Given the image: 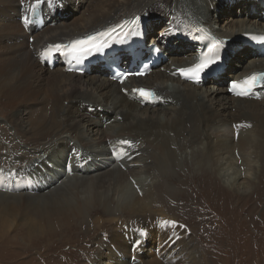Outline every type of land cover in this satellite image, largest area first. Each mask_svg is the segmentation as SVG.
<instances>
[{
    "label": "bare ground",
    "instance_id": "1",
    "mask_svg": "<svg viewBox=\"0 0 264 264\" xmlns=\"http://www.w3.org/2000/svg\"><path fill=\"white\" fill-rule=\"evenodd\" d=\"M222 1L227 0H0V110L7 112V124L38 144L21 152L12 164L18 170L10 171L6 146L0 147V161L6 162L0 165V251L9 253L0 264H16L21 257L19 264L30 262V249L37 245L31 247L33 240L69 245L72 254L82 240L71 234L88 233L95 219L91 228L103 227L105 235L92 230L81 244L90 253L101 249L92 264L114 254H131L138 264H211L204 260L207 253L222 255L224 237L218 234L224 226L218 223L224 213L218 205L224 198L217 177L244 202L242 196L251 195L264 174V78L246 95L231 93V82L238 85L264 73V0H230L231 7L253 9L232 21L215 4ZM38 2L46 22L35 29L30 12ZM167 2L170 25L146 47L164 53L160 64L143 45L147 34L159 30L149 32L145 25L144 35L127 41L121 57H102L101 50L92 54L89 61L102 57L104 68L90 67L87 58L71 68L73 61L62 51L65 42L136 16L150 22ZM61 13L69 15L58 18ZM201 29L219 41L205 66H200ZM175 37L191 41L187 47L195 49L175 52L165 41ZM238 37L248 40V48ZM54 45L58 50L50 66L45 49ZM238 50L250 57L222 71L223 62L240 59ZM142 60L153 63L149 74L123 82L112 75L114 64L138 67ZM224 74L232 78L225 87ZM102 108L103 114L91 118ZM190 165L202 171L196 177L202 190L190 185L188 190L205 197L207 207L197 205L202 212L192 214L209 223L201 248L193 247L181 217L168 214L164 204L177 170L187 173ZM95 212L101 217L92 218ZM22 229L27 242L10 239L12 230ZM153 241L159 254L145 262L142 252H153L154 246H148Z\"/></svg>",
    "mask_w": 264,
    "mask_h": 264
},
{
    "label": "rangeland",
    "instance_id": "2",
    "mask_svg": "<svg viewBox=\"0 0 264 264\" xmlns=\"http://www.w3.org/2000/svg\"><path fill=\"white\" fill-rule=\"evenodd\" d=\"M96 2V0H90V2ZM230 0L222 1L220 4H216V6L220 7V13L226 14V18H229V20L238 19L243 16V14H246L248 12H253V9H249V5H234L233 7L229 6ZM171 4L166 3L163 11H160L157 13L150 22H144L142 24V27L144 28L145 25L147 26L148 31H153L151 28H155V30L158 34L149 33L147 34V40L145 37V40L143 42L144 47H148L150 44V39L154 36L161 35L170 25V8ZM248 7V8H247ZM168 12V13H167ZM75 13H70V15ZM260 14V13H259ZM65 15H69V13H61L56 15L58 18L63 17ZM54 15L51 17L53 18ZM167 17V18H166ZM232 21V20H231ZM153 24V25H152ZM166 26V27H165ZM163 28V29H162ZM161 30V31H160ZM251 33V32H250ZM144 35V33H143ZM140 39V37L138 38ZM237 39V38H236ZM240 37H238V40ZM137 40V39H135ZM164 41V40H163ZM167 46L171 47L174 46L175 52L182 51L183 53H189L193 49L191 47H187L189 44H191V41L182 42L179 40L178 37H175L173 39H166ZM177 41L178 45H175L174 42ZM240 44H245V48H248V43H246L248 40L243 38L240 39ZM127 43V42H126ZM126 43L123 44L120 49L117 51V55L119 56L123 54V52L126 49ZM182 44V46H180ZM152 45V44H151ZM241 46V45H240ZM186 47V48H185ZM180 48V49H179ZM150 53L154 52V54H157L160 57L164 58L166 57L164 53L156 51L154 47H150L149 49L146 48ZM146 49L142 50L145 51ZM237 50V49H236ZM130 53V52H128ZM182 53V54H183ZM236 53H243L242 51L236 52ZM181 54V55H182ZM245 54V55H244ZM102 55V54H101ZM247 57H250L249 55H246V53H243L242 56L240 55V59H235L232 61V59L227 60L226 62H223L222 64V71L225 70V66L228 67V65H235L239 66L242 65V61ZM97 63H93L89 61V65L92 68H97L96 64L99 65L100 68H104V62L102 57H100ZM129 60V59H128ZM125 62V61H123ZM233 66V69H241V67H235ZM227 70V74L231 71L229 69ZM226 74H224L225 76ZM90 76V75H84ZM227 78V79H226ZM219 80L216 82L218 83ZM229 81H232V78L228 77L227 75L223 78V83L225 85L228 84ZM217 83L212 84L211 82L206 83V86L208 85H218ZM233 83V82H231ZM106 108H102L97 111H92V117L91 118H97L99 115L103 114L105 112ZM0 147L1 149L6 146V152L9 154V158L5 154V157L7 161H9V171L10 170H18V168H14L13 165H15L18 162L19 157L21 156V152H28V149H31L35 147L34 145H38L33 143L29 140L28 133H22L16 131L14 126L9 125L6 123L7 119L4 114L7 112L0 110ZM2 128V129H1ZM9 129V132L11 133L10 138L7 135V130ZM3 130V131H2ZM19 134V135H18ZM5 136V137H4ZM22 136V137H21ZM2 137V138H1ZM6 140V141H5ZM24 143V144H23ZM33 145V146H32ZM27 149V150H26ZM40 150H42L40 148ZM15 158V159H14ZM1 162V161H0ZM8 164V163H7ZM13 164V165H12ZM0 165H6L5 163H0ZM18 166V165H17ZM181 170V171H180ZM183 168H180L177 171H180V174L174 179L172 186L170 188L165 189L167 191V194L164 196V204L166 205L165 209L168 214H177L181 217L182 221H180L181 224H183L188 231L190 232V239L193 247L196 248L198 245L201 248L200 245V238H203L205 234L202 232L204 228L209 227V223H207L206 218H203L202 220H198L194 217V215L197 214L198 211L202 212L201 208H207L205 197H202L200 195H197L195 190L200 192L202 190L200 183L196 180V177L202 175V171L200 169H195L192 165H190L189 170H185L187 173L183 172ZM183 175H186L183 177ZM189 176V177H188ZM185 180H184V179ZM184 180V182H183ZM258 182V180H255ZM191 183V184H189ZM217 183H219L220 189H217V191L223 194V200L218 205L219 208L222 209V212L224 213V217H222L223 222L218 223V225L224 226V233L221 232V234H218V237L221 236L224 237V244H223V251L221 252L222 255L218 256L217 258H214V256H209L207 253V259H204L205 262H211V264H264V174L260 177V185L257 189H254V192H251V195L248 196H242L246 201H238L236 199L237 194H235V191H230L229 187L220 179L217 177ZM263 184V185H262ZM189 185L193 188L192 191L188 190ZM199 189V190H198ZM10 191L14 192L17 191V189H11ZM233 192V193H232ZM262 192V195H261ZM255 193L256 196H253ZM228 198H230L228 200ZM260 200V203L257 204L256 201ZM196 200V201H195ZM256 203H254V202ZM191 203V204H190ZM244 203V204H243ZM200 207H198V206ZM205 205V206H204ZM252 206L253 209H251V213L249 212L250 207ZM228 208L231 209L228 211ZM245 209V211H244ZM254 210V211H253ZM169 211V212H168ZM171 212V213H170ZM194 214V215H192ZM98 215V216H97ZM101 213L95 212L92 216V218L101 217ZM192 215V217H191ZM184 216V217H183ZM105 217V215H104ZM128 219V218H123ZM96 220V219H95ZM90 221L91 223L88 224L90 226V231L88 233H84L82 230L81 232L72 233L71 235L76 234V238H79L82 240L80 244H78L77 249L73 247L71 253H69V245H61L57 244L56 242H52L51 244H46L45 241L42 243H39L37 240H33V242H30L31 247L35 246L34 248L30 249V257L31 261L26 262L25 264H92L94 263V256L99 254L100 248L96 249L94 253H90L89 248H83L81 247V244L84 243V239H87V237L90 233L94 234V231H96V234H100L104 232L103 227L94 229V227L91 228V226L95 225V221ZM193 220V221H192ZM83 226H87V224H82ZM106 225L109 226V223ZM111 226V225H110ZM103 229V231L101 230ZM222 229V228H221ZM197 233V234H196ZM85 234V235H84ZM105 235V232L104 234ZM10 239H12L13 236L15 237V240L19 243V239L23 238L26 242V235L24 230L19 231H11L10 232ZM78 236V237H77ZM105 237V236H103ZM198 239V240H197ZM256 242V243H254ZM156 242H149L148 246L153 247V252H142V254L145 256L144 261H150L153 259V255L157 256L159 254L157 244L155 246ZM218 244V243H217ZM216 244V245H217ZM21 245V244H20ZM215 245V247H216ZM226 245L228 248H226ZM233 247V248H232ZM50 248V249H49ZM58 248V249H57ZM67 248V249H66ZM41 249V250H40ZM37 250V251H36ZM47 250V251H46ZM76 250V251H75ZM226 250V251H225ZM147 251V250H146ZM6 251H0V258L6 259L9 257V253H5ZM64 252V253H63ZM66 252V253H65ZM68 252V253H67ZM86 252V253H84ZM104 253H108L107 250L104 251ZM156 253H158L156 255ZM224 253V254H223ZM65 254V255H64ZM68 255V256H67ZM72 255V256H70ZM115 256L110 257H104L99 260V264H138L139 262L132 257L131 254L124 256L123 258H118V254H114ZM3 258H2V257ZM67 256V257H66ZM82 256V257H81ZM72 257V258H71ZM79 257V259H78ZM213 257V258H212ZM62 258V259H61ZM85 258V259H84ZM18 262L25 259L23 257L17 258ZM81 259V260H80ZM147 260V261H146ZM72 261V262H71ZM94 261V262H93ZM16 264H19V263ZM79 262V263H78ZM81 262V263H80ZM141 264V263H140Z\"/></svg>",
    "mask_w": 264,
    "mask_h": 264
}]
</instances>
